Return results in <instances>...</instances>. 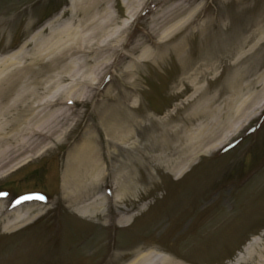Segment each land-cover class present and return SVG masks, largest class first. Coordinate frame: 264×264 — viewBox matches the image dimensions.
Wrapping results in <instances>:
<instances>
[{"label":"rangeland","instance_id":"rangeland-1","mask_svg":"<svg viewBox=\"0 0 264 264\" xmlns=\"http://www.w3.org/2000/svg\"><path fill=\"white\" fill-rule=\"evenodd\" d=\"M70 4L71 0H0V77L29 75L31 68L56 57L48 49L60 45L58 33L70 18ZM110 4L117 19L114 29L129 21L122 39L149 26L152 14L129 17L122 0ZM196 4L206 8L195 26L207 19L208 12L215 21L203 31L191 27L186 59L173 50L159 62L141 60L130 77L112 67L98 87H111L116 101L90 92L89 100L71 105L75 119L48 151L27 156L15 171L0 176V216H10L0 221V264H155L146 259L133 263L149 250L164 252L182 264H238L239 253L250 241L264 240V106L259 107L264 102V0H196ZM175 35L173 43L183 30ZM247 38L243 49L230 51ZM129 62L125 60L122 69ZM191 63V67L205 63L216 67L197 84L209 91L194 102L187 71ZM235 68L249 72L240 99L247 98L245 108L252 117L225 144L216 149L212 143L197 145L198 153L185 172L179 170L181 165L173 171L167 168L160 147L145 151L131 147L133 141L150 144L164 128L183 126L206 96L222 93ZM45 70L46 76L54 72ZM46 94L51 96L42 95ZM226 97L218 96L215 106L225 111ZM124 102L132 104L127 114L139 122L129 127L134 135L124 151L112 156L98 122L103 117L108 124L109 109ZM206 120L199 118L188 129L197 132ZM89 127L101 150L102 170L96 178L99 188L81 195L78 205L97 199L102 206L99 212L81 216L67 199L64 171L71 148ZM210 129L219 131L216 125ZM184 160L185 156L180 162ZM121 161L129 163L124 171L133 181L123 193L118 189V182L126 183L118 171ZM15 211L23 219L17 228L6 230L4 225L15 219Z\"/></svg>","mask_w":264,"mask_h":264},{"label":"bare ground","instance_id":"bare-ground-1","mask_svg":"<svg viewBox=\"0 0 264 264\" xmlns=\"http://www.w3.org/2000/svg\"><path fill=\"white\" fill-rule=\"evenodd\" d=\"M111 1L71 0L70 18L58 33L60 45L56 43L48 49V54L57 53L56 57L47 65L31 68L29 75L0 77V176L8 171H15L26 159H29L28 157L42 150L48 151L52 147L53 140L60 139L61 133L64 134L65 125L71 119H75V110L71 105L89 100L90 92L94 91V94L104 99L115 98L111 95V87L105 89L98 87L100 80L111 71L112 67H115L117 72H121L122 76L130 77L141 64V60L159 62L173 50L178 56L184 55L186 59L185 45L192 34L191 30L194 29L195 32L198 28L203 31L204 27H208V22L215 21V18L211 17L213 15L208 12L205 15L207 19L195 26L196 17L206 8L205 5H195L196 0H122L129 17L140 16L142 13L152 14L146 30L128 33L127 38L122 39L124 29L129 27V21L126 20L128 23L123 28L114 29L117 19L112 12ZM77 19L78 24L74 25ZM179 30H183V35L178 42L173 43L175 33ZM243 43L239 48L230 51L236 52L238 49H243L248 43V38ZM141 48L143 51L136 55ZM127 59L130 62L127 68L122 69ZM238 62L239 59H236L234 66H237ZM191 65L192 63L190 67H187V71L190 70L189 77L193 84L190 99L194 102L209 91L207 87L197 84L210 72L216 70V67L213 64L208 66V63H205V66L191 67ZM46 67L54 72L46 76ZM248 73L243 69L235 68L227 87L221 88L222 93L206 96L185 117L183 126L164 128L150 139V144L139 146L138 141H133L131 147L138 148L140 151L161 148L164 153L160 158L165 159L164 165L167 168H173L171 171L181 165L178 169L185 172L198 153L197 145L212 143L210 144L212 149L221 147L252 117L247 115L248 108H245L247 98L240 99L243 91L246 90L247 84L243 81ZM18 86V89H14ZM45 92L50 93L51 96L42 95ZM221 94L227 95L224 99L225 111L215 106ZM237 100L240 103L236 104ZM135 102L137 99L132 104ZM130 105L126 102L116 103V110L109 109L111 118L108 124L103 117L102 122H98V127L104 130L107 137L106 143L111 146L112 156L124 151V145L134 135L129 127L138 125L139 120L127 114V108L130 109ZM262 106L264 102L259 107ZM41 108L45 110V115L42 117ZM76 114L80 117L78 113ZM202 117L208 121L206 120L205 125L201 126L197 132L188 129L191 122ZM215 125L219 131L210 129ZM97 143L89 127L82 133L79 142L71 148L64 171L63 186L67 199L76 205L75 211L81 216L99 212L102 206L95 199L96 197L83 207L78 205L81 195L85 193L89 196L91 191L95 192L99 188L96 178L102 170L100 159L102 154L96 147ZM184 156L185 160L182 163L180 159ZM128 164L121 161L119 165L118 171L125 176L126 180V183L118 182L120 193L128 191L133 184L130 173L124 171ZM176 178H180V175ZM72 188L77 194L73 192L71 194ZM13 214L15 219L5 223L6 230L17 228L23 219L21 212L15 211ZM7 217L0 216V221L7 220L10 216ZM144 259L155 264H182L170 255L157 250L140 253L133 263H139ZM243 262L264 264L262 237L250 241L239 253L237 263Z\"/></svg>","mask_w":264,"mask_h":264},{"label":"snow or ice","instance_id":"snow-or-ice-1","mask_svg":"<svg viewBox=\"0 0 264 264\" xmlns=\"http://www.w3.org/2000/svg\"><path fill=\"white\" fill-rule=\"evenodd\" d=\"M41 199H43V197H40Z\"/></svg>","mask_w":264,"mask_h":264}]
</instances>
